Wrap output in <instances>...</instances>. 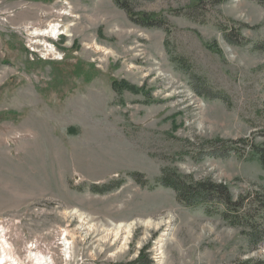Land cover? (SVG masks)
<instances>
[{"label":"rangeland","instance_id":"1","mask_svg":"<svg viewBox=\"0 0 264 264\" xmlns=\"http://www.w3.org/2000/svg\"><path fill=\"white\" fill-rule=\"evenodd\" d=\"M197 1L132 0L166 33L114 0H0V228L22 257L34 246L54 264H129L147 248L151 264H264L249 230L158 183L176 169L235 200L264 189L251 148L264 145V8L202 0L190 18ZM52 23L64 36L36 34ZM132 223L126 250L99 242Z\"/></svg>","mask_w":264,"mask_h":264},{"label":"trees","instance_id":"2","mask_svg":"<svg viewBox=\"0 0 264 264\" xmlns=\"http://www.w3.org/2000/svg\"><path fill=\"white\" fill-rule=\"evenodd\" d=\"M117 7L124 10L132 23L145 28H163L169 33L166 19L153 13L137 11L132 0H114ZM202 0H198L191 8L188 15L195 18V12L199 11ZM264 8V0H255ZM201 17L202 15H198ZM226 33V40L234 44L232 36H236L243 41L241 30L233 28L223 29ZM113 89L120 93L128 90L134 93L140 91L126 82H112ZM252 154L258 158L264 168V145L263 147L252 146ZM227 149H224L226 151ZM231 151V150H229ZM158 183L166 188L172 189L177 196V200L185 207H206L208 215L213 214L210 210L214 207L215 212L234 228L249 230L248 241L253 250H257L264 244V189L263 192H253L245 196H240L235 200L229 188L222 184H217L211 180L195 181L192 176L181 175L176 169H165L158 180ZM211 216V215H210ZM147 248L143 250L142 257L129 264H151L145 254Z\"/></svg>","mask_w":264,"mask_h":264},{"label":"bare ground","instance_id":"3","mask_svg":"<svg viewBox=\"0 0 264 264\" xmlns=\"http://www.w3.org/2000/svg\"><path fill=\"white\" fill-rule=\"evenodd\" d=\"M69 13H71V11ZM62 30L63 29L60 27V25L52 23L44 30H39V31L36 30V34L41 36V37L44 36V37H51V38L56 39L58 36L64 35V33H66V31H67V30H64V31H62ZM46 48H47V46H46ZM49 48H50V45H48V49L46 50L48 55L53 54L55 56V54H57L56 51H54V53H55L54 54L52 52V50ZM1 144H2V142L0 143V145ZM77 216L80 218V221L82 223L81 229H83V231H85V233L87 232V234L90 232H93L94 227L89 226V220L87 219V221H85L84 216L81 214L79 215L77 213ZM135 224L134 223L129 224V225H122L121 224L119 226H116L114 229L107 230L106 233L99 240V242L100 241L103 243L112 242V245L119 244L120 248H118L117 252H122V251L127 249V246L129 244V240L131 238ZM153 224L154 223H152V222L145 223L146 226L147 225L153 226ZM162 224L159 223V224H155V225L158 228ZM167 224H171V221H168ZM7 234L8 233L4 229L0 228V264H26V263L27 264H54L53 257L44 256L41 253H39V251L35 252V250L36 249L38 250V248L34 247V246L26 248V250L24 252V253H26V256L22 257L20 252L18 251V249L7 238ZM166 236L167 235L164 234L163 235L164 238H162L160 240V242L158 243V250H157V259H159L158 261H161V259L163 258L162 247L164 245L163 243L165 241ZM65 243L69 244L67 239L65 240ZM70 248L71 247H69L68 249H70ZM68 255H69V257L66 258V261L67 260L69 261L72 259L71 258L72 254L69 253Z\"/></svg>","mask_w":264,"mask_h":264},{"label":"built area","instance_id":"4","mask_svg":"<svg viewBox=\"0 0 264 264\" xmlns=\"http://www.w3.org/2000/svg\"><path fill=\"white\" fill-rule=\"evenodd\" d=\"M54 53V52H53ZM56 53H57V51H56ZM55 54V53H54Z\"/></svg>","mask_w":264,"mask_h":264}]
</instances>
